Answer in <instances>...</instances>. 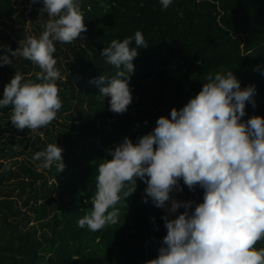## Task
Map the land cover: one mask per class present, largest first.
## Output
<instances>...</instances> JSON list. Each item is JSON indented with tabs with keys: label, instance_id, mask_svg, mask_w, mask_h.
<instances>
[{
	"label": "trees",
	"instance_id": "obj_1",
	"mask_svg": "<svg viewBox=\"0 0 264 264\" xmlns=\"http://www.w3.org/2000/svg\"><path fill=\"white\" fill-rule=\"evenodd\" d=\"M31 2L41 4L0 0V20L18 24L12 28L15 38L0 30V51L15 48L24 36L22 8ZM79 7L86 24L82 38L62 42L65 48L54 41L55 66L65 77L56 81L61 107L51 126L17 129L9 120L11 106L0 108V119L5 118L0 133H8L0 138V264H141L154 257L166 232L164 209L142 199L143 181L117 201L116 224L96 231L77 225L90 209L104 149L126 134L135 139L160 114L182 106L210 71L233 70L242 87L255 83V105L246 103L242 119L264 114V75L257 68H264V0H171L167 7L159 0H79ZM137 29L148 46L134 57L132 101L116 113L90 78L114 75L100 50ZM38 70L19 56L0 64V94L15 71L31 79ZM56 141L63 147V170L58 173L54 164L37 169L33 153ZM21 154L26 156L20 159ZM5 158L10 162L4 171ZM181 189L187 191L182 199L202 195L201 188L189 190L182 182ZM255 246H264V240Z\"/></svg>",
	"mask_w": 264,
	"mask_h": 264
},
{
	"label": "clouds",
	"instance_id": "obj_2",
	"mask_svg": "<svg viewBox=\"0 0 264 264\" xmlns=\"http://www.w3.org/2000/svg\"><path fill=\"white\" fill-rule=\"evenodd\" d=\"M159 2L167 7L171 0ZM44 14L48 18L38 35L0 51V64L19 56L39 68L31 79L15 71L0 94V108L11 106L9 120L17 129L35 130L55 118L61 107L56 81L63 77L55 66L54 41L82 38L86 29L79 0H41L39 16ZM147 46L137 29L100 50L116 71L108 77L101 72L90 82L102 99L108 98L109 110H127L134 57ZM257 68L264 75V68ZM202 81L182 106L160 114L148 131L135 139L126 134L104 149L90 209L77 225L96 231L116 224L117 201L143 181L142 199L164 209L166 232L157 254L141 264H264V246H255L264 240V114L242 119L246 103L255 105L256 85L242 87L233 70L210 71ZM62 151L57 141L49 142L32 159L37 169L54 164L59 173L65 167ZM181 182L189 190L201 188L202 198L178 199L173 193L181 190Z\"/></svg>",
	"mask_w": 264,
	"mask_h": 264
},
{
	"label": "rangeland",
	"instance_id": "obj_3",
	"mask_svg": "<svg viewBox=\"0 0 264 264\" xmlns=\"http://www.w3.org/2000/svg\"><path fill=\"white\" fill-rule=\"evenodd\" d=\"M41 7V4L40 6L36 5L34 2H31V3H25L24 4V7L22 8L24 14H25V18H26V23H25V31H24V37H26L27 35H38L41 31H42V27H43V23L45 22V20L48 18L47 17V14H44L42 16H39V9ZM14 26H18V24L16 23L15 20H11V19H6L4 21H1L0 20V30L2 33L4 34H9L10 37H14L15 38V35H14V32L12 30V28ZM61 45L65 48V45L61 42ZM57 48L55 47V50ZM65 50H68V49H65ZM55 57V56H54ZM61 56H59V59H60ZM62 59V63L64 64L65 62V59L64 58H61ZM56 60V58H55ZM62 76H64L62 74ZM65 77V76H64ZM63 77V78H64ZM168 112H166L165 114H167ZM58 119L60 120H64V117L63 116H59L57 117ZM4 119L5 118H1L0 120H2V122H4ZM46 126H51V124H47V125H44L43 127H46ZM38 129H35V130H32V131H38ZM8 133L3 132V133H0V138L4 141L6 140V136H7ZM31 148V145H28L26 150L29 151ZM26 155L25 154H21L19 156V158H23L25 157ZM9 159L5 158L3 159V165L1 167L2 170H7L8 166H9ZM187 193L186 189H181L180 191L178 192H174L173 194L178 198V199H182L183 196ZM200 195V194H198ZM202 198V195H200ZM182 209V208H181ZM181 209H178L179 211H181ZM183 210V209H182ZM30 212V210H29ZM34 217L32 216L31 217V222H34Z\"/></svg>",
	"mask_w": 264,
	"mask_h": 264
}]
</instances>
